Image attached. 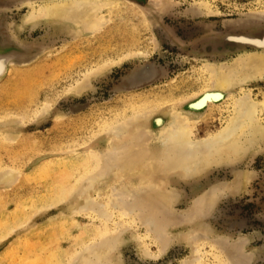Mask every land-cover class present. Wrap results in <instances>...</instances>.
<instances>
[{
	"label": "rangeland",
	"instance_id": "1",
	"mask_svg": "<svg viewBox=\"0 0 264 264\" xmlns=\"http://www.w3.org/2000/svg\"><path fill=\"white\" fill-rule=\"evenodd\" d=\"M60 1L0 0L5 42L36 54L0 79V264H264V138L208 144L243 93L264 124V79L185 108L208 68L264 56L230 38H264V0H98L93 32L26 21Z\"/></svg>",
	"mask_w": 264,
	"mask_h": 264
},
{
	"label": "bare ground",
	"instance_id": "2",
	"mask_svg": "<svg viewBox=\"0 0 264 264\" xmlns=\"http://www.w3.org/2000/svg\"><path fill=\"white\" fill-rule=\"evenodd\" d=\"M101 3L102 2L98 0H72L70 2L60 1L58 3L49 2L43 4V6L40 7L41 9L36 11V13L31 11L26 17V21L34 22L35 19L39 18L45 22L62 23L65 25L72 24L75 25L76 28H84L90 32L98 31L103 24L96 18L100 11ZM242 37L246 36H237L233 38L241 45H254L257 48L264 49L263 39L260 40L253 37L252 40L251 38L250 40L242 41L241 39H236ZM19 48L29 49L31 53H26L16 47L0 48V79L3 78V75L11 64L13 66H21V64L24 65L29 62L31 54L34 52L32 48L27 46ZM143 71L146 74L148 73L147 70ZM208 71L212 81L210 89L213 91H204L199 98L185 106V108L191 111L189 113H201L209 104H217L224 99L233 97L235 92L234 87L236 85L244 86L254 81L263 80L264 56H247L244 59L237 60L228 70L220 68L216 71L213 70L212 67L208 68ZM257 112V104L250 98L249 94L243 93L241 96L236 97L232 103V115L230 119L227 121L226 126H223L217 134L209 139L210 141L208 144L210 147L219 149L223 152L232 153L236 151V147H239V142L242 141L241 139L243 136L249 142L252 140L254 141V139L264 138V124H261L257 119ZM184 115L185 119L189 121L190 117L188 114L184 113ZM190 134L185 122H178L177 127L172 130L170 136L176 139V145L178 141L179 144L193 149L195 143L193 145V143L190 142ZM204 161V155L202 152H198L188 161L184 162L183 166L188 172H196L197 169H201V165Z\"/></svg>",
	"mask_w": 264,
	"mask_h": 264
},
{
	"label": "water",
	"instance_id": "3",
	"mask_svg": "<svg viewBox=\"0 0 264 264\" xmlns=\"http://www.w3.org/2000/svg\"><path fill=\"white\" fill-rule=\"evenodd\" d=\"M241 36H247V35H241ZM235 37H237V36H235ZM231 39H233V37H230ZM262 39H264V38H262ZM261 39V40H262ZM234 40V39H233ZM235 41V40H234ZM252 46H254V45H252ZM13 47H16V48H19V47H24V46H22V45H20V44H17V43H10V42H5V40H4V38H3V36L1 35V33H0V48H13ZM256 47V46H255ZM34 53V52H33ZM33 53L31 54V57H30V60H29V62H27L26 64H24V65H27L28 63H30L31 61H32V59L35 57V55L36 54H34V56H33ZM21 64V63H20ZM21 66H23V64H21ZM147 68H145L144 70H146ZM139 78L141 79V78H146V77H144V75H142V72L140 73V76H139Z\"/></svg>",
	"mask_w": 264,
	"mask_h": 264
}]
</instances>
